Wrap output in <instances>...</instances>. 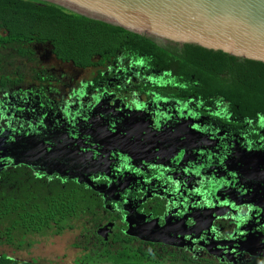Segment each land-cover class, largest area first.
I'll use <instances>...</instances> for the list:
<instances>
[{
    "label": "flooded vegetation",
    "instance_id": "1",
    "mask_svg": "<svg viewBox=\"0 0 264 264\" xmlns=\"http://www.w3.org/2000/svg\"><path fill=\"white\" fill-rule=\"evenodd\" d=\"M45 53L51 55L42 51L41 59ZM47 69L43 88L0 92V173L27 167L63 187L76 183L93 197L73 220V228L80 223L76 264H264L262 116L246 118L221 100L209 105L141 57L121 55L92 68L89 79ZM26 134V143L58 147L60 159L40 164L50 173L17 162H37L33 147L19 146ZM6 141L14 145L10 151ZM181 145L194 150L178 166ZM191 162L227 179L234 200L224 197L215 212L197 202L200 179L187 169ZM243 167L250 184L241 179ZM243 195H250L254 214L239 231L233 221L247 206L240 205Z\"/></svg>",
    "mask_w": 264,
    "mask_h": 264
},
{
    "label": "trees",
    "instance_id": "2",
    "mask_svg": "<svg viewBox=\"0 0 264 264\" xmlns=\"http://www.w3.org/2000/svg\"><path fill=\"white\" fill-rule=\"evenodd\" d=\"M45 50L81 69L116 63L124 54L141 57L148 66L185 82L183 92L209 105L221 100L246 118L264 117L262 62L191 44L161 46L46 1L0 0V92L25 85L43 88V81L51 77L45 66H38ZM64 185L27 167L4 169L0 173V241L18 248L26 234H60L73 228L74 218L94 201L76 183ZM0 264L40 263L2 253Z\"/></svg>",
    "mask_w": 264,
    "mask_h": 264
},
{
    "label": "water",
    "instance_id": "3",
    "mask_svg": "<svg viewBox=\"0 0 264 264\" xmlns=\"http://www.w3.org/2000/svg\"><path fill=\"white\" fill-rule=\"evenodd\" d=\"M40 1L54 3L74 13L122 27L127 31L143 35L161 46L191 44L207 50L222 51L237 59L264 63V0ZM100 103L94 105V112ZM60 109L66 116L75 117V122H80L81 118L78 114L75 113L76 116H72L74 114H70L67 109L63 107ZM77 116L80 120L76 118ZM168 118L171 121L173 117L168 116ZM85 121L88 119L85 118ZM28 137L29 134H26L24 142H21L19 146L26 148L24 152L28 150L26 144L35 149V154L31 158L37 161L35 162L37 166L32 161L20 160L17 162L26 164L34 170L48 173L49 171L41 167L40 164L47 165L51 160L60 159V154L57 152L58 147L53 146L48 151L46 146L40 143L41 141L31 140L26 143L25 138ZM5 145L8 151L14 146L7 141ZM2 149L3 147L0 146V150ZM188 150L194 149H188L186 145H181L175 150L177 153H181L178 166L189 161L185 160ZM41 151L44 154H41ZM28 153L30 152L28 151ZM7 156L12 159L11 155L8 154ZM191 163L187 169L195 176H199L200 179L198 180L199 184L194 187V197L197 198V202H206L208 204L205 205L206 208L209 206V209L215 212L216 206L225 200L224 197L234 200L231 194L226 192L230 186L226 182L227 179L221 180L219 177H211L210 173L203 171L206 164ZM250 175L251 172L243 167L241 179L249 183ZM70 177L75 178L76 175L72 174ZM77 180L80 181V177ZM223 192L225 193L221 196L220 193ZM243 196L245 197L240 205L241 207L247 206L241 208L237 218L233 221L239 231L245 223L252 219L251 216L254 214L252 210L254 204L249 199L250 195ZM228 199L226 200L228 201Z\"/></svg>",
    "mask_w": 264,
    "mask_h": 264
},
{
    "label": "rangeland",
    "instance_id": "4",
    "mask_svg": "<svg viewBox=\"0 0 264 264\" xmlns=\"http://www.w3.org/2000/svg\"><path fill=\"white\" fill-rule=\"evenodd\" d=\"M38 66L55 69L57 72L62 71L75 80L89 79L93 73L92 68H75L71 63H63L46 53ZM79 224L78 221L76 228L64 230L60 234H26L23 237L24 244L18 248L0 241V254L4 253L19 260L36 259L40 264H76L79 251L76 249L75 244L81 242L78 237ZM18 238L15 239L16 243L19 241ZM26 243L31 244L27 246Z\"/></svg>",
    "mask_w": 264,
    "mask_h": 264
},
{
    "label": "snow or ice",
    "instance_id": "5",
    "mask_svg": "<svg viewBox=\"0 0 264 264\" xmlns=\"http://www.w3.org/2000/svg\"><path fill=\"white\" fill-rule=\"evenodd\" d=\"M261 127H264V117L261 118Z\"/></svg>",
    "mask_w": 264,
    "mask_h": 264
}]
</instances>
